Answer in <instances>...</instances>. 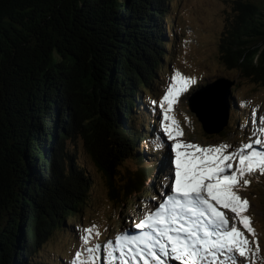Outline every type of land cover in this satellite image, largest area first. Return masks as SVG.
I'll return each mask as SVG.
<instances>
[{
    "label": "trees",
    "instance_id": "1",
    "mask_svg": "<svg viewBox=\"0 0 264 264\" xmlns=\"http://www.w3.org/2000/svg\"><path fill=\"white\" fill-rule=\"evenodd\" d=\"M174 1L0 0V264H56L36 258L41 248L60 229L77 231L68 219L80 226L90 180L77 142L110 182L136 164L125 207L150 196L167 151L154 146L156 111L142 93L171 58ZM232 4L223 59L264 83V0Z\"/></svg>",
    "mask_w": 264,
    "mask_h": 264
},
{
    "label": "rangeland",
    "instance_id": "2",
    "mask_svg": "<svg viewBox=\"0 0 264 264\" xmlns=\"http://www.w3.org/2000/svg\"><path fill=\"white\" fill-rule=\"evenodd\" d=\"M232 1H174V6L169 10L174 19H166L170 37L167 50L171 51V58H166L168 61L158 67L150 86L145 87L144 93H142L145 101L151 103L152 100H156L159 102L176 70L193 78L196 82L190 85L188 92L180 96L179 102L174 105V112L170 114L176 116L182 127L184 135L181 139L203 146L226 143L232 146L229 151L239 148L249 140H254L256 136L264 138V134L258 130L260 127H264V124L258 122L259 117H264V83L254 82L251 78L242 75L239 70L229 66L223 59L222 39L226 34L228 21L234 15ZM171 32H175L173 39ZM219 78L234 82L230 96L235 99L238 106L234 107V113L229 115L228 122L232 127H229L227 122L220 133L209 134L205 132L202 122L191 111L189 104L195 93H200L203 87L215 83ZM154 108L156 111L153 121L155 130L160 134V138L167 142V145H171L173 141L167 140V136L163 132V110L159 108L158 104ZM237 114L241 117L246 116L248 123L239 119L238 124H235L233 119L237 117ZM247 126H250V130ZM222 133H226V137L221 138ZM77 144V157L90 175L89 186L86 189L82 205L81 224L77 227L76 220L68 219V224L75 226L77 231L75 233L65 232L60 229L54 232L36 258L42 261L53 259L56 264H73L76 251L81 250L83 245L81 238L85 235L84 229L96 225L100 235L97 237L94 229L88 246L99 243L101 249L95 254V264H108L104 248L107 241L115 242L118 235L143 236L148 231L147 229H137L135 225L139 223L146 212L154 210L155 206L166 198L169 189L166 187L168 181L164 178L171 174L174 153L167 146L164 147L168 153V159L163 161L165 164L161 163L160 179L150 183L152 188L149 190L150 196L143 198L140 195L137 198L138 208L132 204L125 207L122 202L123 189L129 178L132 177L131 172L135 171L136 164L126 162L117 167L113 181L110 182L108 177L87 156L79 142ZM256 148L264 150V146H256ZM246 178L251 180V184L244 186L241 181L238 192L242 198L249 201L250 206L245 214L251 218V227L255 231V236L243 228L238 218L233 221L234 213L227 209L224 211L229 217L230 223L235 222L251 242L249 247L252 251L246 257H239L238 253H234L239 264H264V174L257 171L247 175ZM113 186L120 189V199L118 200L112 197ZM119 222H122L123 230L116 228ZM257 241L259 251L256 250ZM87 255V252L84 251L81 259L86 260ZM165 261L166 264H181L180 261L171 257H166ZM220 264H223V261Z\"/></svg>",
    "mask_w": 264,
    "mask_h": 264
},
{
    "label": "snow or ice",
    "instance_id": "3",
    "mask_svg": "<svg viewBox=\"0 0 264 264\" xmlns=\"http://www.w3.org/2000/svg\"><path fill=\"white\" fill-rule=\"evenodd\" d=\"M195 82L176 70L159 102L151 101L163 110V132L167 140L173 141L167 145L161 138L154 145L167 146L174 153L171 174L164 178L169 191L135 225L148 230L143 236L118 235L115 242H106L108 264H166V257L181 264H239L234 253L246 257L252 251L249 239L235 222L230 223L224 210L234 213L233 221L238 218L243 228L255 236L251 218L245 214L249 201L239 195L238 189L241 181L244 186L251 184L247 175L257 171L264 174V150L256 148L264 146V138L256 136L232 151L226 143L203 146L183 141L182 127L170 114L180 96ZM258 122L264 124V117H259ZM258 130L264 134V127ZM94 229L98 237L96 225L84 229L83 245L76 251L73 264H95L101 245L88 246ZM84 251L88 254L86 260L81 259Z\"/></svg>",
    "mask_w": 264,
    "mask_h": 264
},
{
    "label": "water",
    "instance_id": "4",
    "mask_svg": "<svg viewBox=\"0 0 264 264\" xmlns=\"http://www.w3.org/2000/svg\"><path fill=\"white\" fill-rule=\"evenodd\" d=\"M234 82L219 78L195 93L189 107L209 134L220 133L229 119V96ZM210 101V103H209Z\"/></svg>",
    "mask_w": 264,
    "mask_h": 264
},
{
    "label": "bare ground",
    "instance_id": "5",
    "mask_svg": "<svg viewBox=\"0 0 264 264\" xmlns=\"http://www.w3.org/2000/svg\"><path fill=\"white\" fill-rule=\"evenodd\" d=\"M170 159H172V158L170 157Z\"/></svg>",
    "mask_w": 264,
    "mask_h": 264
}]
</instances>
